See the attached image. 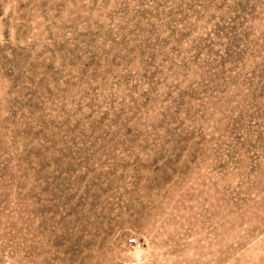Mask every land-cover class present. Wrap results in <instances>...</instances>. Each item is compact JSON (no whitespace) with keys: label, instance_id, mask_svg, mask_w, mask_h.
Returning <instances> with one entry per match:
<instances>
[{"label":"rangeland","instance_id":"1","mask_svg":"<svg viewBox=\"0 0 264 264\" xmlns=\"http://www.w3.org/2000/svg\"><path fill=\"white\" fill-rule=\"evenodd\" d=\"M0 264H264V0H0Z\"/></svg>","mask_w":264,"mask_h":264}]
</instances>
